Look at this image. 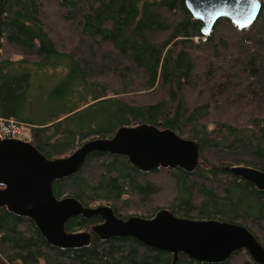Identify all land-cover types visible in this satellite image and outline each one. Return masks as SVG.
Segmentation results:
<instances>
[{
	"label": "trees",
	"instance_id": "1",
	"mask_svg": "<svg viewBox=\"0 0 264 264\" xmlns=\"http://www.w3.org/2000/svg\"><path fill=\"white\" fill-rule=\"evenodd\" d=\"M259 1L248 28L221 18L203 37L183 0H0V119L28 127L29 143L49 160L142 124L193 141L199 159L192 171H142L127 157L96 151L75 174L54 181L53 194L88 208L105 202L123 220L151 219L164 209L182 219L240 225L264 247V190L229 171H264ZM32 94L44 109L39 117L27 113ZM137 95L146 98L135 101ZM156 174L172 182L169 203L148 214L121 213L130 196L147 204L158 194L148 179ZM102 221L98 215L69 219L65 231L89 233V244L60 249L32 220L0 204V264H172V254L131 237L101 239L92 227ZM174 264L206 263L179 253ZM220 264L257 263L239 250Z\"/></svg>",
	"mask_w": 264,
	"mask_h": 264
},
{
	"label": "water",
	"instance_id": "2",
	"mask_svg": "<svg viewBox=\"0 0 264 264\" xmlns=\"http://www.w3.org/2000/svg\"><path fill=\"white\" fill-rule=\"evenodd\" d=\"M190 15L201 23L203 37L210 34L218 19H228L239 29L248 28L260 11L259 0H183ZM104 152L127 157L142 171L159 166L192 171L198 164V145L170 130L151 125L122 127L110 139L86 141L68 157L49 160L28 142L0 141V204L17 215L32 220L47 243L60 249H77L89 244L87 232L65 231L66 222L76 216H100L102 222L92 232L105 240L131 237L142 245L173 255L182 253L206 264L225 262L231 254L245 250L257 264H264V247L244 227L216 220L175 217L167 210L151 219L116 217L108 206L83 207L71 197L57 199L52 183L75 174L87 155ZM234 175L264 190V171L245 166L229 169Z\"/></svg>",
	"mask_w": 264,
	"mask_h": 264
},
{
	"label": "rangeland",
	"instance_id": "3",
	"mask_svg": "<svg viewBox=\"0 0 264 264\" xmlns=\"http://www.w3.org/2000/svg\"><path fill=\"white\" fill-rule=\"evenodd\" d=\"M12 58H15V56H12V53L10 54ZM112 83V82H111ZM127 99H131V94L127 95ZM146 97H142V95H137L135 101H143L145 100ZM191 101H195L196 98L190 97ZM39 98L37 95L32 94L31 97H29L28 103L26 104L27 107V113L30 114L32 117H39V115L44 114V109L42 108L39 102ZM235 112L230 113L228 118H235ZM243 117L239 116V122L243 121ZM26 130V129H22ZM31 139V137H30ZM29 139V140H30ZM151 182H153L157 187H158V194H155L153 197H151L150 201L147 202V204H142L135 196H130L129 197V203L127 204H122L119 208L121 213L123 214H136V215H141V214H148L151 209L155 206L159 207H165L172 196V189L173 185L172 182L168 179V177L164 176L163 174H156L154 176H149ZM101 205H107L105 202H95L90 207L95 208L97 206ZM39 264H42L41 262Z\"/></svg>",
	"mask_w": 264,
	"mask_h": 264
},
{
	"label": "built area",
	"instance_id": "4",
	"mask_svg": "<svg viewBox=\"0 0 264 264\" xmlns=\"http://www.w3.org/2000/svg\"><path fill=\"white\" fill-rule=\"evenodd\" d=\"M30 137L31 133L28 127L15 122L13 119H0V141L4 139H16L30 142Z\"/></svg>",
	"mask_w": 264,
	"mask_h": 264
}]
</instances>
